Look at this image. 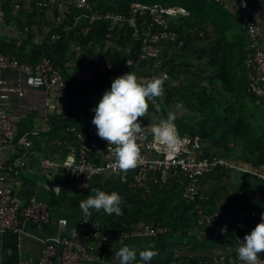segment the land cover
I'll return each mask as SVG.
<instances>
[{
    "label": "trees",
    "instance_id": "trees-1",
    "mask_svg": "<svg viewBox=\"0 0 264 264\" xmlns=\"http://www.w3.org/2000/svg\"><path fill=\"white\" fill-rule=\"evenodd\" d=\"M135 1L148 5L183 6L190 11L189 16L181 18L173 27L177 37L175 40L167 41L161 53V58L164 61L162 70L164 69L169 73V80L161 95L162 111H158L150 100L147 101L148 109L145 117L149 122L157 115L166 118L169 114L168 109L175 99L201 98L207 95L210 85L207 81L215 82L216 80L213 76L204 78L207 81L197 79V69L200 68L197 63L206 59L208 53V22L210 25L215 23L214 20L208 21V17L205 15L208 0H202L200 3L199 0H92L91 10L69 7L72 14L67 13L65 6L56 5L53 8H40L35 3L27 4L25 2L22 3L21 9L14 13V0H0V10L8 21L15 22L16 28L18 27L21 31H24L25 27L30 29L25 38L21 40L12 38L6 47H0L21 63L37 64L43 59H50L56 67H61L63 75L70 81L66 96L71 97L77 94L102 97L104 91L110 88L113 78L129 71H133L138 78L146 75L153 71L154 60H139L141 43L132 37L131 31L126 26L116 25L111 29V23L99 21L91 27L88 33L84 34L83 29L87 26V20L83 18L76 23L74 18L78 15L94 12L105 13L107 11L127 14L130 11V5ZM46 26L50 28L48 33L44 32ZM64 27H69L71 30L65 32ZM109 31L112 34L111 38L106 36ZM55 33L60 34V38L52 41L49 35ZM39 35L44 36L43 40L36 43L35 37ZM108 43H110L109 46ZM218 43L215 41L213 47H216ZM71 45L83 48L80 52H76ZM27 47H29L28 50ZM247 51L248 44L247 47L245 46L244 54L242 53L239 59L241 62L240 69L235 66L223 71L225 69H221V65L217 64L216 66L220 67V72L216 81H223L220 75L223 72L227 77L224 80L230 81L234 87L233 91H238L243 96L235 100L238 106L245 110L243 112L246 113L248 111L247 106L252 104L260 107L263 111L264 108L257 103V97L249 89V78L244 64ZM97 53L108 56L109 62L114 64L113 70L106 76L93 77L87 80L81 79L78 74L88 70L87 65L83 63L84 57H94ZM127 59L135 62L136 66L129 70L116 66L118 62H124ZM195 64L197 65L196 70ZM202 68L211 69V66L205 65ZM185 75H192L194 78L183 82ZM236 81L241 82L236 85ZM100 99L96 100L90 111L84 112L81 116L70 109L68 113L50 117V141L53 142L54 140L55 154H58V157L54 159L60 161L67 159L66 145L79 146L81 143L76 133L68 131V128L75 127L78 132L83 134L85 140L97 135L92 119L94 117L93 109ZM207 101L211 109L218 115L220 112L219 110L216 111L217 107L214 106L212 100ZM174 122L181 135H199L201 137L205 145L206 155L217 153V149L227 146L230 139L236 137L232 127L231 130L221 127L220 131L217 132L204 123L194 127L183 119H175ZM245 126L246 135L253 138L256 129L248 120ZM185 131H189L190 134L185 133ZM255 155L257 163H264V150ZM254 165L261 166V164L257 165L256 163ZM231 175L235 181V185L231 186L234 192L228 196L218 195L221 190L214 194L213 185L225 186L224 181ZM64 182L59 194L52 196L47 203L50 211L60 208L72 212L67 219L68 228L71 227V231L68 230L70 235L76 231L77 224L84 214L79 207L81 200L86 199L97 188L109 193L117 191L122 197L123 215H107L102 210L100 212H96L94 209L89 210L92 221L103 226L102 232L108 241V245L99 251L103 255L122 240L133 237L141 242L140 250L150 245L153 246L152 250L156 252V255L149 264L189 263L198 259H210L216 253L215 251L210 253V249H220L224 247L225 242L234 245L236 237L243 232L236 226L237 219L235 218L237 212L243 214L242 211L245 207L241 204L257 201L264 205V196L259 199L255 198L256 192L262 191L264 188L263 181L250 175L221 170L211 171L201 178L199 196L195 200L184 197V191L189 181L182 176L171 177L165 184L160 185L151 182L146 188L130 187L128 183L120 181L119 178L103 176L95 177L90 187L81 191H76L71 187L68 174L64 177ZM224 197L225 199H223ZM198 208H202V214L197 213ZM214 213H219L221 218L212 224H200L198 222L203 219L204 215ZM247 218L249 219L248 216ZM52 222L50 224L54 230L51 235L57 231V223L52 224ZM217 223L222 224L226 231H222L219 236H214L212 229ZM145 224L166 227L168 231L158 236H134V233ZM177 238L188 240L191 243V252L203 254L175 257L174 244L167 242V240ZM89 240L91 239L89 238Z\"/></svg>",
    "mask_w": 264,
    "mask_h": 264
},
{
    "label": "built area",
    "instance_id": "built-area-1",
    "mask_svg": "<svg viewBox=\"0 0 264 264\" xmlns=\"http://www.w3.org/2000/svg\"><path fill=\"white\" fill-rule=\"evenodd\" d=\"M222 2L223 0H214ZM35 3L40 8H53L56 5L65 6L67 13L72 14L69 7L79 10H91L92 0H14V13H17L22 3ZM233 12L239 17L242 26L249 37L248 51L246 52L244 64L249 78V89L257 97V103L264 108V48L262 45V32L259 24L254 20L249 11V0H229ZM190 15V11L183 6H164L160 4L148 5L135 1L130 5L127 14L107 11L105 13L94 12L76 16L75 22L81 19L87 20V26L83 29L86 34L91 27L99 21H107L112 24L111 29L116 25L126 26L132 37L141 43L139 60H154L153 71L142 75L143 81L152 78H161L163 88L169 80V73L162 70L164 61L161 58L164 45L169 40H175L177 35L173 27L181 18ZM5 22V16L0 13V29ZM69 27H64L69 32ZM30 31L25 27L24 31L14 30L12 35L19 40L26 37ZM52 41L60 38V34L49 35ZM107 38H111L109 31ZM44 36L35 37V42L40 43ZM110 43H108L109 46ZM107 46V47H108ZM72 49L80 52L81 46L71 45ZM106 47V48H107ZM99 50V49H98ZM83 63L87 65V71L79 73L81 79L106 76L114 68L109 62L108 56L97 53L94 57H84ZM116 66L122 68H134L136 63L131 59L118 62ZM126 69V70H129ZM16 72L18 77L12 83L5 73ZM70 81L63 75L61 67H56L50 59H43L37 64L19 62L8 55L0 47V231H12L19 237L30 236L25 225L31 223L38 226L49 225L52 215L47 202L32 195L27 205L23 204L22 198L9 184V178L17 165H23L21 161L7 163L8 149L16 145L28 146L31 140L27 136L19 137L21 117L9 113L3 108V103L13 97H23L26 89H44L56 95L66 96ZM161 96L150 99L158 111H162ZM142 121V132L137 136V143L140 148V159L137 166L126 172L120 171L115 161V146L107 144L98 135L88 140L84 139L81 132L75 127L67 130L76 133L81 141L79 146L67 144L68 158L61 162L55 160H43L42 166L46 168H58L68 174L71 187L76 191L85 190L90 187L95 177H113L128 183L130 187L146 188L151 182L165 184L171 177L182 176L189 181L184 191V197L195 200L199 196L201 178L214 170H221L231 173L250 175L264 182V169L253 165L229 160L218 153L206 155L205 145L199 135H181L178 127V134L181 138L179 148L167 153L149 131L152 124L158 123L166 118L155 116L150 122L146 117L139 118ZM58 143H60L58 141ZM87 187H83L86 185ZM264 196V188L258 190L255 198ZM198 214H202V208H198ZM219 213L204 215L200 224H212L220 219ZM236 226L243 230L236 237L234 245L225 242L224 247L217 250L208 260L198 259L189 263L172 262L171 264H242L236 254V248L246 233L254 227L248 226L246 217L238 212L235 214ZM57 231L43 240L44 244L40 252L37 264H82L84 261H100L103 257L99 251L108 245L103 226L93 222L91 215L83 214L77 224L76 231L68 233V221L66 218L58 219ZM250 227V228H249ZM91 228V229H90ZM222 224L217 223L212 229L214 236L222 232ZM166 227L151 224L143 225L134 236H158L166 233ZM89 238L91 240H89ZM93 241V242H92ZM258 264H264V254L258 260Z\"/></svg>",
    "mask_w": 264,
    "mask_h": 264
},
{
    "label": "crops",
    "instance_id": "crops-1",
    "mask_svg": "<svg viewBox=\"0 0 264 264\" xmlns=\"http://www.w3.org/2000/svg\"><path fill=\"white\" fill-rule=\"evenodd\" d=\"M202 0H199V3ZM249 11L254 20L259 24L262 32V45L264 48V0H249ZM203 4V3H202ZM205 15L208 21L214 20V25L208 22L207 35L208 53L206 63L211 66V70L219 69L216 65H221V69H229L237 66L241 68L240 58L244 54L245 46H249V38L239 17L233 12L229 0L217 2L208 0ZM0 13L1 10H0ZM15 22H5L0 29V46L10 43L13 31L18 29ZM45 33L50 28L44 27ZM218 41V45H215ZM29 47H27V50ZM4 51V50H3ZM5 52V51H4ZM79 75V74H78ZM5 77L15 83L18 77L16 72L7 71ZM92 96H61L45 91L44 89H26L23 97H13L3 103V108L9 113L21 117L19 137L27 136L31 140L28 146L14 144L8 149L7 163L21 161L23 165L14 167V171L9 178L10 186L22 198L23 204L27 205L32 195L47 202L52 196L59 194L63 186L65 171L58 168H46L42 166V161L49 159L61 162L56 155V147L51 139L50 117L68 113L70 109L77 115H82L96 102ZM52 224H56L58 219H69L72 212L64 209L51 210ZM38 226L35 224L25 225V230L30 236L19 237L12 231H0V264H37L43 247V240L53 232L52 225ZM71 231V227L68 228ZM116 246V245H114ZM103 253L100 261H84L82 264H119L116 257L111 256L112 250Z\"/></svg>",
    "mask_w": 264,
    "mask_h": 264
},
{
    "label": "clouds",
    "instance_id": "clouds-1",
    "mask_svg": "<svg viewBox=\"0 0 264 264\" xmlns=\"http://www.w3.org/2000/svg\"><path fill=\"white\" fill-rule=\"evenodd\" d=\"M163 94V80L152 78L143 81L133 71H129L111 80L110 88L102 94L93 109L92 124L97 135L107 144L115 146V161L120 171L126 172L137 166L140 159V148L137 136L142 132V121L148 109V100ZM175 115L170 113L165 120L149 127L153 138L163 146L167 153L176 151L181 138L175 125ZM83 187H87L83 185ZM122 197L117 191L106 192L99 188L79 202L85 215L90 209L101 210L107 215L121 216ZM226 231V229H222ZM153 246L143 250L128 245L116 251L119 264H149L156 255ZM236 254L242 264H258L264 254V213L260 222L240 240Z\"/></svg>",
    "mask_w": 264,
    "mask_h": 264
},
{
    "label": "rangeland",
    "instance_id": "rangeland-1",
    "mask_svg": "<svg viewBox=\"0 0 264 264\" xmlns=\"http://www.w3.org/2000/svg\"><path fill=\"white\" fill-rule=\"evenodd\" d=\"M18 28V27H17ZM19 30V28H18ZM199 65V69H197L198 76L197 79H204L210 76H213L216 80L219 78V69H209L202 68L206 64L205 59L201 60L197 63ZM197 65L195 64V70ZM217 67V66H216ZM194 70V68H193ZM192 70V71H193ZM194 70V71H195ZM226 71V70H223ZM223 81H207L204 79L203 81H207L210 83L208 86L207 95L197 98V97H186L183 100L175 99L171 103V107L168 109L169 114L172 113L175 115V119H183L194 127L206 124L209 127H212L217 132L220 131L221 127L226 128V130H231L234 132L235 136L232 140L230 139L227 146L217 149V153L222 157L235 160V161H244L253 165L254 167L264 169V163L256 162V153L262 152L264 150V110L258 108L255 104L247 106V112L244 109H241L240 106L235 102L238 97H243L240 95V92L233 91V85L230 84V81H226L227 77L223 74H220ZM226 79L224 80V78ZM192 75H185L183 82L188 79H193ZM202 81V80H201ZM236 85L240 84L241 81H236ZM245 83V81H242ZM95 99V96H93ZM101 98V97H96ZM207 100H212L214 106H216V111L219 110L220 113L216 115V113L211 109ZM222 101V102H221ZM207 104V105H206ZM168 114V115H169ZM245 115H247L245 117ZM167 118V117H166ZM247 120L253 125L256 129V134L254 137H248L246 135V126ZM177 126V125H176ZM232 127V128H231ZM231 128V129H230ZM189 132V131H188ZM185 131V133H188ZM261 164V166H255L254 164ZM225 186L213 185L212 191L218 195L228 196V194L234 192L231 186L235 185V181L233 180V175L230 178H227L224 181ZM227 186V187H226ZM226 187V189H225ZM223 188V189H222ZM212 192V193H213ZM73 194V193H72ZM71 194V195H72ZM219 198V197H218ZM225 199V197L223 198ZM233 204V203H231ZM241 206L245 207L242 213L246 218V222L248 226H256L260 222L261 213H264V205H261L260 202H247L245 204H241ZM263 207V209H262ZM167 242L174 244V255L175 257L185 255L187 256H198L203 253L200 252H191L190 246L191 243L188 240H179L172 239L167 240ZM128 245L130 247H135L137 249L141 248V242L133 237H128L114 246V250L111 252V256L116 257L115 253L122 246ZM220 250L218 248L210 249V253L216 252ZM167 259V258H166ZM169 260V259H168ZM171 262V261H169ZM168 262V263H169ZM171 264V263H170Z\"/></svg>",
    "mask_w": 264,
    "mask_h": 264
},
{
    "label": "water",
    "instance_id": "water-1",
    "mask_svg": "<svg viewBox=\"0 0 264 264\" xmlns=\"http://www.w3.org/2000/svg\"><path fill=\"white\" fill-rule=\"evenodd\" d=\"M126 69H129V68H126Z\"/></svg>",
    "mask_w": 264,
    "mask_h": 264
}]
</instances>
